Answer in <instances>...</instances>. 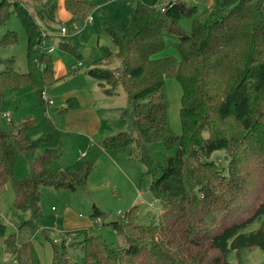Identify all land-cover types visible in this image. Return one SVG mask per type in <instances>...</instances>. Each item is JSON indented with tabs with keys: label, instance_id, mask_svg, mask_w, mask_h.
Masks as SVG:
<instances>
[{
	"label": "trees",
	"instance_id": "1",
	"mask_svg": "<svg viewBox=\"0 0 264 264\" xmlns=\"http://www.w3.org/2000/svg\"><path fill=\"white\" fill-rule=\"evenodd\" d=\"M157 1L138 0L124 33L104 24L114 50L103 47V58L94 61L87 74L107 96H115L121 88L132 105L137 136L120 132L107 137L102 141L105 151L135 142L147 173L154 176L146 145L161 142L168 150L178 147L165 158L162 174L154 176L150 185L163 212L148 225L137 223L135 208L123 220L109 222L125 246L108 244L93 234L73 240L71 246L66 245L68 236L61 243L56 239L51 264H230L233 251H264V0H214L202 18L196 16V6L181 0H165L164 12ZM39 2L35 14L18 1L0 3V27L10 17L7 9L1 10L13 5L27 35L29 62L41 52L43 66L40 76L32 66L19 73L14 59L3 62L0 108L6 92L21 95L26 90L44 106L45 91L60 80L54 57L38 50L45 30L35 17L46 26L55 25L58 0ZM63 3L67 12L84 20L95 8L87 0ZM182 17L193 18L191 33L180 27ZM166 35L175 38L178 56L158 57L166 48ZM17 42L18 36L8 33L0 45L9 48ZM59 50L82 61L80 52L67 43H60ZM115 61L119 65L111 68ZM167 79L176 80L182 89L179 135L168 126ZM69 103L64 113L78 106L76 101ZM32 125L28 120L9 131L0 121V190L11 183L14 208L31 213L5 238L6 252L16 264H43L32 242L41 228L40 187L76 191L87 184L94 169L92 162L77 169H55L62 149L48 147L50 135L31 139ZM219 150L225 152L227 168L210 159ZM20 153L32 159L29 174L16 179ZM92 216L100 218L102 213L94 206ZM5 229L0 223V236ZM69 248L81 249V262L70 257Z\"/></svg>",
	"mask_w": 264,
	"mask_h": 264
},
{
	"label": "rangeland",
	"instance_id": "2",
	"mask_svg": "<svg viewBox=\"0 0 264 264\" xmlns=\"http://www.w3.org/2000/svg\"><path fill=\"white\" fill-rule=\"evenodd\" d=\"M12 1H18L34 14L37 11L36 8L40 6V0ZM87 1L95 5L90 14L93 18L92 23H86L84 19L78 17L67 19L65 16L67 12L61 9L63 3L61 0H58V18L55 25L46 26L38 15L35 16L38 24L51 36L46 44L47 47L54 46L56 49V52L52 54L55 62L62 63L66 70L64 71L65 78L61 76L59 81L45 91V98L51 99L52 103L46 102L47 104L43 106L34 92L26 90L21 95L6 92L5 103L0 108L1 124L9 131H16L17 127L31 120L33 125L28 131L31 139H38L45 135L52 136L48 147L62 149L61 161L54 162L55 169L61 163L72 167V164L79 159L81 165L85 162L94 164L87 184L76 191L40 187L41 216L39 222L41 228L32 237V242L37 248L40 260L44 262H49L53 256L54 240L59 239L61 243L65 236L69 238V235L71 240L66 241L67 246H71L73 240L82 241L88 234L101 236L108 244L125 246L124 239L118 236L108 223L123 220L131 208L136 209L137 223L140 225H148L154 220L158 221L163 206L150 191V185L154 176L158 177L162 174L165 158L173 156L178 149L175 147L168 150L161 142L146 145V153L154 169V176L147 173L146 167L140 160V152L135 142L129 147L108 154L103 152L104 154L100 157H93L91 151L87 150L90 139L98 147V139L101 141L100 136L102 135L111 137L120 132H127L133 137L137 136V129L131 122L132 105L125 92L120 88L115 96H104L98 88L97 81L87 74L93 61H86V57L90 56L93 51L92 44L96 36L100 39L101 47H110L114 50L109 37L104 32V24L111 23L120 33H124L130 21L132 5L136 0ZM186 1L194 6L191 0ZM5 9L10 12V17L6 25L0 27V40L8 33H15L18 36V42L9 48L0 45V72L4 69L3 62L14 59L16 70L19 73L28 72L32 66L41 76L43 68L37 66L41 60V52H35L29 62L27 35L22 22L14 12L13 5L3 8L1 12ZM209 10L202 8L201 5L198 7L196 16L202 18ZM192 22L193 18L182 17L179 24L183 30L191 33ZM74 24L78 30L74 29ZM62 26L67 30V33L63 35L61 34ZM60 43H67L83 54V66L80 67L78 73H73L70 68L76 63V59L61 52ZM165 43L166 48L158 57L178 56L175 38L166 35ZM101 47L98 49L99 58H103ZM118 65V61H115L110 67L116 68ZM88 88L94 90L97 100L90 111L87 110L84 115L91 121L97 119L96 125L102 127L96 134V138L86 137L88 135H84V132L87 134L89 132L84 126L71 127L67 117L68 113L63 112V109L69 107L68 101L69 104L77 101L74 98L66 101L65 94ZM164 93L168 101V126L173 133L179 135L182 132L180 120L182 89L176 80L167 79ZM102 99H107V101ZM77 102L79 104V101ZM5 113L10 114L12 119L10 123L2 117ZM80 130H83V133ZM31 159L32 157L27 154L20 153L14 169L16 179L29 174ZM210 159L221 167L227 168L228 161L223 150L214 152ZM93 205L102 213L100 218L92 216ZM30 217V212L14 208V191L11 183H8L0 190V223L6 227L5 234L0 236V264H16L6 252L5 238L16 232V227L29 220ZM24 231H22L21 240L25 238ZM67 251L73 260L81 262L80 248H69ZM228 261L230 264H261L264 263V251L260 248L233 251L229 254Z\"/></svg>",
	"mask_w": 264,
	"mask_h": 264
},
{
	"label": "crops",
	"instance_id": "3",
	"mask_svg": "<svg viewBox=\"0 0 264 264\" xmlns=\"http://www.w3.org/2000/svg\"><path fill=\"white\" fill-rule=\"evenodd\" d=\"M138 0H136L134 3H133V5H132V8H131V14H132V12H133V9H134V7H135V5H136V2H137ZM142 1H144V2H146V3H151V2H153V0H142ZM164 1L165 0H158L157 1V4H162V3H164ZM182 2H186L187 3V1L185 0V1H183V0H181ZM61 2H63V0H61ZM191 2L192 3H194V6H196L197 8L199 7V6H201L202 5V8H205V9H211V7H212V5H213V3H214V0H191ZM1 3V2H0ZM188 4V3H187ZM62 8V10L63 11H65V12H67L66 10H65V8H64V3H62V6H61ZM58 8H59V3H58ZM64 12V13H65ZM66 15L65 16H67V19H71L72 17H74L72 14H70L69 12H67V13H65ZM92 17V16H91ZM43 22V21H42ZM86 23H92L93 22V18H92V21L91 22H87V21H85ZM44 23V22H43ZM45 24V23H44ZM46 25V24H45ZM41 26V25H40ZM64 26H62L61 27V34L63 35V34H65V33H67V30H66V32L65 33H62V28H63ZM65 28V27H64ZM74 29H77L78 30V28H77V26H75V24H74ZM45 33H47L46 31H45ZM47 35H48V37H47V40L46 41H48L49 39H50V35L47 33ZM92 46H93V51H92V53L90 54V56H88V57H86V61H90V62H92V63H94V61H96V60H98V59H102V58H99L100 57V55H99V51H98V49L101 47L100 46V39H99V37L98 36H96L95 38H94V41H93V44H92ZM52 47H54V46H52ZM102 49H103V47H101V51H102ZM56 52V49H55V51H54V53ZM61 52H63V51H61ZM53 53V54H54ZM65 53V52H64ZM102 53H103V51H102ZM67 54V53H66ZM80 54L82 55V58H83V54L80 52ZM103 56H104V54H103ZM85 57V56H84ZM77 63H81V66L80 67H82L83 66V62L82 61H77L76 60V63L75 64H73L72 66H74V65H76ZM72 66H70V68L72 67ZM80 67L78 68V71L76 72V73H78L79 72V70H80ZM64 71H66L65 70V67H64V65L62 64V63H60L59 61H56L55 62V76L56 77H58V78H60L61 79V76H64V78H65V73H64ZM72 71V70H71ZM92 78V77H91ZM92 79H94V78H92ZM95 80V79H94ZM85 82H88V81H85ZM97 84H98V82H97ZM91 86V85H90ZM98 88H99V90L101 91V89H100V87H99V85H98ZM102 92V91H101ZM104 96H107V95H105L104 93H102ZM65 96V99L67 98V100L66 101H68V100H70L71 98H74L75 100H77V101H79V104H78V106L76 107V108H73V109H71L69 112H68V115H67V117H68V120H69V122H70V125H71V127H83L84 126V128L85 129H88V134L86 133V132H84V135L86 134V135H88V136H86V137H95L96 138V134L100 131V129H102V127H100V125L98 126V125H96V120L97 119H95V120H93V121H91V120H89V119H87L86 117H85V115H84V113L88 110V111H90V109L92 108V106L94 105V103H96V96L94 95V90H92L91 88H88L87 90L85 89H82V90H76V91H72V92H70L69 94H65L64 95ZM108 97H110V96H108ZM51 100V99H50ZM102 100H104V101H107V99H102ZM76 101V102H77ZM78 103V102H77ZM88 122V123H87ZM83 130H80V132L81 133H83L82 132ZM83 135V134H82ZM98 137V136H97ZM108 137V135H102V136H100V138L102 139L101 141L98 139V147H96L95 145L96 144H94L93 143V140L92 139H90V145H89V147H88V151H91V155H93V157H100L101 156V154H104L103 152H106L107 154L109 153V152H107V151H105L104 149H103V147H102V141L105 139V138H107ZM83 156H85V154L83 153ZM111 159H112V157H111ZM59 161H61V160H59ZM80 159L77 161V162H75V163H73L72 165V167H70V166H66V165H64L63 163H61L60 165H58V166H56V168H58V169H77V168H79L80 167ZM62 165V166H61ZM64 165V166H63ZM6 187V186H5ZM4 187V188H5ZM95 205H93V207H94ZM96 207V206H95ZM97 208V207H96ZM163 212V211H162ZM161 212V213H162ZM120 215L122 214L121 212L119 213ZM17 228V227H16ZM65 237H67V236H65ZM56 240V239H55ZM69 240H71V236H69ZM71 242V241H70ZM36 247V246H35ZM36 250H37V248H36ZM41 259V258H40ZM51 261H52V258H51V260L49 261V262H44L43 260H41V262L43 263V264H51Z\"/></svg>",
	"mask_w": 264,
	"mask_h": 264
},
{
	"label": "built area",
	"instance_id": "4",
	"mask_svg": "<svg viewBox=\"0 0 264 264\" xmlns=\"http://www.w3.org/2000/svg\"><path fill=\"white\" fill-rule=\"evenodd\" d=\"M170 1H172V2H177L178 0H170ZM161 6H160V8H161V10L164 12L165 11V7H166V5H165V3H162V4H160ZM85 21H87V22H91L92 21V17L91 16H89L88 18H87V20H85ZM66 32V28H62V33H65ZM43 37H44V39H43V42H42V44L39 46V51L41 50V51H44V52H46V53H48V54H50V55H52L53 53H54V51H55V48L54 47H47V44H46V40H47V37H48V35L46 34V33H43ZM37 66L38 67H41V68H43V66H41V64H40V62H38L37 63ZM81 66V63H77L76 65H74V66H72L71 67V70L72 71H75V70H78V68ZM44 99H45V101L47 102V103H52V101L50 100V99H47V98H45V94H44ZM2 117L8 122V123H10L11 121H12V119H11V117H10V114L9 113H5V114H3L2 115Z\"/></svg>",
	"mask_w": 264,
	"mask_h": 264
}]
</instances>
